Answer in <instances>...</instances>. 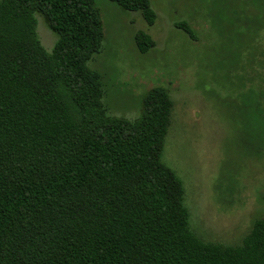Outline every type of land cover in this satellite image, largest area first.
Segmentation results:
<instances>
[{"label":"trees","instance_id":"16d2710c","mask_svg":"<svg viewBox=\"0 0 264 264\" xmlns=\"http://www.w3.org/2000/svg\"><path fill=\"white\" fill-rule=\"evenodd\" d=\"M110 1L156 22L150 0ZM235 14L237 33L264 26ZM36 15L57 36L51 53ZM103 42L95 0H0V264H264V218L239 246L191 232L162 162L172 101L156 87L136 120L111 116L88 65ZM256 43L237 45L239 63ZM135 44L146 54L154 42L138 32Z\"/></svg>","mask_w":264,"mask_h":264},{"label":"rangeland","instance_id":"374dc122","mask_svg":"<svg viewBox=\"0 0 264 264\" xmlns=\"http://www.w3.org/2000/svg\"><path fill=\"white\" fill-rule=\"evenodd\" d=\"M150 1L153 25L95 0L104 42L88 65L102 76L111 116L134 121L148 91L167 92L173 109L162 162L182 182L189 228L204 242L239 246L264 218V26L253 33L244 23L237 33L235 13L264 18V0ZM36 19L51 53L57 36ZM138 32L154 42L146 54L136 47ZM251 39L256 53L243 50L239 63L237 45Z\"/></svg>","mask_w":264,"mask_h":264}]
</instances>
